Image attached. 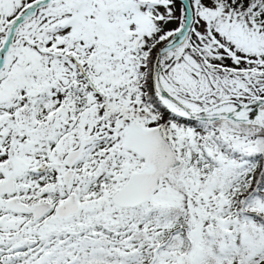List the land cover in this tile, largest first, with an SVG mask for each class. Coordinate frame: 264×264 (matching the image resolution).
I'll return each instance as SVG.
<instances>
[{"label": "snow or ice", "instance_id": "obj_1", "mask_svg": "<svg viewBox=\"0 0 264 264\" xmlns=\"http://www.w3.org/2000/svg\"><path fill=\"white\" fill-rule=\"evenodd\" d=\"M0 264H264V0H0Z\"/></svg>", "mask_w": 264, "mask_h": 264}]
</instances>
